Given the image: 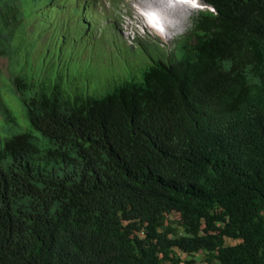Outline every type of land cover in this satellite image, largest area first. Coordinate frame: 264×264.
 Returning <instances> with one entry per match:
<instances>
[{
	"label": "trees",
	"instance_id": "obj_1",
	"mask_svg": "<svg viewBox=\"0 0 264 264\" xmlns=\"http://www.w3.org/2000/svg\"><path fill=\"white\" fill-rule=\"evenodd\" d=\"M203 1L92 94L70 64L121 40L101 1L0 0L2 83L33 129L0 140V264H264V0Z\"/></svg>",
	"mask_w": 264,
	"mask_h": 264
},
{
	"label": "rangeland",
	"instance_id": "obj_2",
	"mask_svg": "<svg viewBox=\"0 0 264 264\" xmlns=\"http://www.w3.org/2000/svg\"><path fill=\"white\" fill-rule=\"evenodd\" d=\"M102 3L103 13L106 16H110L107 20L103 21L105 23H111L114 20L119 21V25L121 28V40L116 39L110 36L111 31H108L107 38L102 40L103 46H98L95 49V46L88 47L91 49L90 53L84 55H88L87 59H82L81 61H73L70 65V69L76 76L75 86L79 87L81 91H85L84 87H91V93L94 94L97 91H102L105 88H112V86L116 82L124 81L127 79L129 72H125L124 66H136L139 61L145 62L144 57H149L152 54L158 53V46H143L142 43L151 44L157 42L163 50L164 53H169L173 47L174 42L180 37L185 35L191 26V18L187 20V23H184L185 28L183 26L177 27V24L173 27L174 36L172 39L168 40L164 37L160 32L151 29L147 22V28L142 29V16L139 14V10L141 8L140 3L145 0H100ZM200 5L203 4V0H198ZM153 2H158V0H154ZM154 3H150L153 5ZM172 8L171 5L168 6ZM204 8L205 5H204ZM192 9V8H191ZM198 9L191 10V16L197 12ZM175 13V10L173 11ZM173 13V14H174ZM178 13V12H177ZM190 16V17H191ZM181 25V23H179ZM133 33L137 34V38H132ZM131 34V35H130ZM48 34L44 35L42 41H46ZM142 45L140 48H136ZM97 46V45H96ZM120 48H127L132 50L136 54L129 53L128 59L126 57V53L122 52ZM73 49H70L72 52ZM120 72V73H119ZM5 76V77H4ZM9 60L7 57H0V104L4 108L2 111L0 109V140L3 141L6 137H9L13 134H17L19 132H29L32 131V127L30 125V121L26 115L25 108L23 107L21 101L11 94L8 89H10V83L8 80H4V78H9ZM66 88H69L72 82L66 81L64 83ZM9 108L11 113L6 111V108ZM227 244L233 243L232 239H227Z\"/></svg>",
	"mask_w": 264,
	"mask_h": 264
},
{
	"label": "bare ground",
	"instance_id": "obj_3",
	"mask_svg": "<svg viewBox=\"0 0 264 264\" xmlns=\"http://www.w3.org/2000/svg\"><path fill=\"white\" fill-rule=\"evenodd\" d=\"M145 0L146 3H154L157 9H151L149 19L151 27L164 35L168 40L174 36L173 27L180 21L187 23L188 10L195 8L198 0ZM171 5L172 8L168 6ZM175 10V13L173 12ZM178 12V13H177ZM174 13V14H173Z\"/></svg>",
	"mask_w": 264,
	"mask_h": 264
},
{
	"label": "clouds",
	"instance_id": "obj_4",
	"mask_svg": "<svg viewBox=\"0 0 264 264\" xmlns=\"http://www.w3.org/2000/svg\"><path fill=\"white\" fill-rule=\"evenodd\" d=\"M199 2V1H198ZM149 4H150V2L149 3H146V2H144V1H142L141 3H140V6H141V8H140V10H139V14L142 16L141 18H142V20H141V22H142V29H146L147 28V25H146V23L143 21V19L147 22V24H148V26L151 28V29H153L152 27H151V24H150V22H152L150 19H149V15L151 16V14H150V10L151 9H157V6H155V5H150L149 6ZM203 4L205 5V7L206 8H204V5L202 6V5H200V3H198L197 5H196V7L195 8H192V9H198V11H200V10H205V9H210V10H212V11H215V8L213 7V6H211V5H209V4H207V3H205L204 1H203ZM192 9H190V10H188V20H189V18H191L192 16H191V10ZM197 11V12H198ZM196 13V12H195ZM194 13V14H195ZM191 16V17H190ZM188 22V21H187ZM180 23H181V25L179 24V22L177 23V27H181V26H183L184 25V21H180ZM191 24H192V20H191ZM185 27H187V26H183V28H185ZM191 27V26H190ZM153 30H155V29H153ZM132 34V33H131ZM130 34V35H131ZM133 35V37L132 38H137L136 36H137V34L136 33H133L132 34ZM233 240V239H232ZM226 241H227V239H226ZM234 243H236V240H233V243H230V244H228V245H231V244H234ZM227 244V243H226ZM201 253H204L205 255H206V257L208 258V254H207V252H201ZM198 254H200V253H198ZM196 255V254H195ZM186 257H188L187 255H183V264L185 263H187V262H189V261H187V258ZM207 258H206V261H207ZM208 263V262H207ZM209 264V263H208ZM212 264H218V262H216V263H212Z\"/></svg>",
	"mask_w": 264,
	"mask_h": 264
},
{
	"label": "crops",
	"instance_id": "obj_5",
	"mask_svg": "<svg viewBox=\"0 0 264 264\" xmlns=\"http://www.w3.org/2000/svg\"><path fill=\"white\" fill-rule=\"evenodd\" d=\"M186 258H187V261L192 262V264H208L206 261L207 257L204 253L196 254L193 256H188Z\"/></svg>",
	"mask_w": 264,
	"mask_h": 264
}]
</instances>
